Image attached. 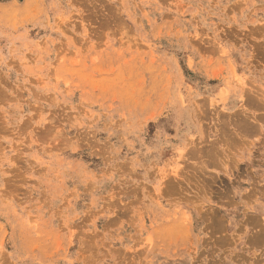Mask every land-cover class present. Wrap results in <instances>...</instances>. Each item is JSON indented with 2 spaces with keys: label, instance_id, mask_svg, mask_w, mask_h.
Returning a JSON list of instances; mask_svg holds the SVG:
<instances>
[{
  "label": "rangeland",
  "instance_id": "obj_1",
  "mask_svg": "<svg viewBox=\"0 0 264 264\" xmlns=\"http://www.w3.org/2000/svg\"><path fill=\"white\" fill-rule=\"evenodd\" d=\"M0 264H264V0H0Z\"/></svg>",
  "mask_w": 264,
  "mask_h": 264
},
{
  "label": "bare ground",
  "instance_id": "obj_2",
  "mask_svg": "<svg viewBox=\"0 0 264 264\" xmlns=\"http://www.w3.org/2000/svg\"><path fill=\"white\" fill-rule=\"evenodd\" d=\"M255 124V123H254ZM256 126V125H255ZM259 126V125H258ZM231 133V132H230ZM227 135V134H226ZM227 139V138H226ZM217 151V150H216ZM208 152V151H207ZM209 153V152H208ZM211 153V152H210ZM207 156H208V154H207ZM220 156V155H219ZM204 161V160H203Z\"/></svg>",
  "mask_w": 264,
  "mask_h": 264
}]
</instances>
